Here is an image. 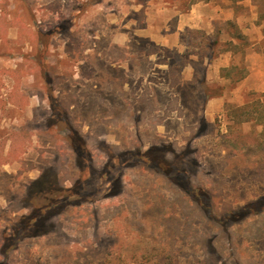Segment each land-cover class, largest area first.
<instances>
[{"label":"rangeland","instance_id":"374dc122","mask_svg":"<svg viewBox=\"0 0 264 264\" xmlns=\"http://www.w3.org/2000/svg\"><path fill=\"white\" fill-rule=\"evenodd\" d=\"M99 1L103 0H0L2 93L6 100L13 94L15 100L8 101L0 112V264H264V213L223 222L231 209L264 195L263 125L233 128L234 124H222L216 131L219 140L210 141L208 152H203L207 146L198 140L183 147V156L171 144L145 148L165 153L173 171L184 170L192 181H185L182 191L186 187L197 190L190 197L174 194L166 179L152 172L122 170L121 191L112 196L99 192L92 204L83 202L82 215L66 209L59 218L60 232L33 237L18 247L4 246L3 233L20 237L21 215L29 212L32 191L35 198L40 197L37 185L41 176L56 183L57 175L79 173L75 144L80 134L90 137L82 140L91 153L101 148L98 160H106L105 153L120 151L128 132L134 131L119 126L106 131L110 124L107 117L114 120L118 114L108 113L109 105L100 98L106 94L104 77L98 80V97L89 94L88 86L77 84L81 65L76 67L75 62L84 55L83 46H88L95 34L106 44V33L90 27L101 31L108 23L104 4L101 8L96 5ZM246 2L250 3L238 5L242 20L249 19ZM258 2L262 6L264 0ZM176 54L175 59L179 57ZM36 61L42 65L37 66ZM98 66L106 76L103 60ZM158 68L150 72L163 86L167 71ZM52 77L53 92L48 85ZM79 88L88 90L87 94L82 95ZM190 88L184 89V100L189 104L202 101L203 95L192 94ZM51 94L82 100L70 107V123L63 111L57 110ZM229 104L232 102L225 103V109ZM221 122L217 119L215 125L207 124L200 133L215 132ZM178 130L162 133L161 138L182 143L188 131ZM106 133L110 134L105 137ZM144 134L150 146L151 139L160 138L161 133L156 127H146ZM107 139L114 145H106ZM57 156L66 161L60 163ZM65 184L70 181L66 179ZM163 194L173 200L172 207ZM197 198L204 202L209 216L196 205ZM95 210L97 226L85 224L83 219L94 218Z\"/></svg>","mask_w":264,"mask_h":264},{"label":"crops","instance_id":"0c3cea01","mask_svg":"<svg viewBox=\"0 0 264 264\" xmlns=\"http://www.w3.org/2000/svg\"><path fill=\"white\" fill-rule=\"evenodd\" d=\"M244 1L248 0H232L231 4H227V0H103L96 3L100 8L104 4L108 23L101 31L94 25L90 27L106 33V44L97 40L100 38L95 34L90 44L83 46L84 55L75 62L76 67L81 65L76 79L79 77L77 84L92 90L90 95L98 97V80L105 78L106 94L100 98L109 105L108 113L118 114L114 120L107 117L110 124H106V131L114 126L134 129L128 132L120 151L163 144L183 148L190 141L198 140L207 146L203 152H208L210 141L219 140L216 131L220 126L233 124L227 117L225 103L243 105L251 95L264 94V17L261 18L264 3L261 6L259 0L246 2L249 19L242 20L238 5ZM211 37L217 40L212 47L209 46ZM174 54L179 57L175 59ZM101 60L108 73L106 76L98 66ZM36 65L41 66L42 62L36 61ZM155 67L166 68L168 79L163 86L150 72ZM53 78L48 84L51 92L55 89ZM3 81L0 76V112L8 101H15L13 94L9 95L10 100L3 96ZM187 86L191 87L192 94L203 95L202 101L186 102L184 89ZM209 86L214 87L215 94L207 98ZM87 91L84 89L80 93L86 95ZM66 96L58 98L51 94L54 105L63 111L67 121L70 107L80 105L82 100L78 102ZM217 119L222 122L212 132L214 135L200 133L207 124L215 125ZM243 125L253 124L247 122L238 127ZM146 127H156L161 133L158 134L160 138L151 139L150 146L146 144ZM178 128L181 132L188 131V134L184 132L188 135L186 140L190 137L187 142L185 139L182 143L169 142L161 138L162 133L168 134ZM80 137L86 140L87 136L80 134ZM104 142L114 145L109 139ZM30 166L32 169L34 164Z\"/></svg>","mask_w":264,"mask_h":264},{"label":"trees","instance_id":"16d2710c","mask_svg":"<svg viewBox=\"0 0 264 264\" xmlns=\"http://www.w3.org/2000/svg\"><path fill=\"white\" fill-rule=\"evenodd\" d=\"M263 17L264 13L261 14V18ZM215 43H217V40L209 39L210 47L215 45ZM209 87L206 92L208 94L207 98L211 97L214 93L213 91H215L213 86ZM227 117L237 127L247 122H251L254 126H264V94H253L250 100L243 105H227ZM73 141L76 140L73 139ZM75 145L77 153L75 165L79 173L76 176H72L69 171L65 170L67 172L62 176L57 175L55 179L56 183H50V179L48 182L47 179L42 180L43 177L41 176L37 185L40 197L35 198L34 191H32L29 196V212L21 215L19 224H21L22 228L19 233H22L20 237L16 239L10 236L5 237L3 233L4 246L8 248L12 246L18 247L24 241H31L33 237L46 235L52 231L60 232L62 223L59 218L64 215L66 209L68 211L73 210V213H75L74 211H78L81 214L83 202L87 201L92 204L99 192L105 191V196H112L114 193L120 192L124 170L138 168L142 172H152L156 177L162 176L166 179L167 188L172 190L174 194L179 193L190 197L191 194L197 191L187 187L186 190L182 191L185 181L191 182V178L186 175L184 170L173 171L170 168L171 166L166 162V154H162L156 148L146 150L136 147L133 151L121 150L114 153L108 151L106 153V160L104 158L98 160L102 154L101 148H98L96 153L92 154L86 144L77 141ZM164 146H167V144H164ZM171 146L177 154L184 155V148ZM177 150L180 151L178 152ZM60 157L57 156V160L60 163L66 161V158L61 160ZM66 179L70 181V185L68 186L65 184ZM162 197L166 200L167 205H171L170 207H172L173 200H168L166 194H163ZM197 199L196 205L206 216H209V211L204 202L199 198ZM93 213L95 214L94 218L83 219V222L87 225H95L96 227L98 214L96 210ZM263 213L264 195L236 209H231L225 214L223 222L229 220L233 222L241 219L247 220L251 215H261ZM223 231L229 237L227 231L224 229ZM173 257H177L176 254Z\"/></svg>","mask_w":264,"mask_h":264},{"label":"flooded vegetation","instance_id":"af4514ba","mask_svg":"<svg viewBox=\"0 0 264 264\" xmlns=\"http://www.w3.org/2000/svg\"><path fill=\"white\" fill-rule=\"evenodd\" d=\"M78 140L81 142V143H84L85 144V142H84V140H82V137H78Z\"/></svg>","mask_w":264,"mask_h":264}]
</instances>
